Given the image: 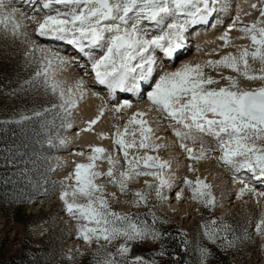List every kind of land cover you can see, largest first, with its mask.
<instances>
[{
    "label": "snow or ice",
    "instance_id": "1",
    "mask_svg": "<svg viewBox=\"0 0 264 264\" xmlns=\"http://www.w3.org/2000/svg\"><path fill=\"white\" fill-rule=\"evenodd\" d=\"M35 0H29L34 3ZM60 5L61 8H53ZM253 8L257 5L253 4ZM5 0H0V26L5 32H10L15 38L21 33L20 22L14 19L16 9L6 11ZM46 10L42 20L35 15L27 19L37 24L35 33L38 37L66 42L87 57L95 76V81L104 85L110 95L117 91L139 94L141 82L152 77L156 65V53L159 51L171 60L184 47L185 32L191 25L208 22L209 16L216 9L209 4V0H41L40 7ZM259 17L251 23H240L239 31L242 39L250 41L247 45L239 46V54L228 53L219 60H207L203 63H185L174 71H163L155 80L154 86L147 92L150 110L164 115L169 120L174 136L179 141L188 159L200 161L207 158L209 151H219L217 160L234 173L247 171L254 179H264V84L251 89L240 86V77L248 81L264 82V4L259 7ZM21 15H24L21 13ZM231 29H229L230 31ZM155 32L156 34H152ZM227 47L230 42L228 33L221 37ZM32 52L41 53V70L36 76L44 77L45 86L53 94L59 93L62 101L60 107L65 111L76 106L74 99L79 94L83 99L86 89L85 81H76L74 89H64L55 79L54 66L69 63L59 53L36 46L35 41H29ZM94 51L102 52L97 58ZM213 51H216L215 49ZM258 63L259 68L253 69L252 64ZM217 71L229 69L236 76L226 75L222 78L227 82L225 86L218 85L219 80L207 75L205 69ZM132 107L130 100L118 102L115 112ZM40 113H37L39 115ZM101 107L95 119L87 121V127L81 131H90L101 116ZM147 113L138 111L132 114L123 131L116 126L113 133L114 145L119 146L123 153L126 168L114 175L115 165L119 159L108 154L109 164L107 172L96 171L95 161L104 158L106 149L90 146L89 163L76 164L66 180L74 183L61 182L60 200L64 210L77 221V237L91 245L95 240L112 243L123 239L115 253L106 252L102 261L97 264H125V255L131 251L130 242H143L151 239L158 240L161 233L146 221L131 214L119 213L112 210L108 198L103 194L104 186L95 181L101 176L110 178L109 183L115 185L121 193L126 192L128 181L140 176H152L157 181L155 185L145 180V185L155 188L156 196L165 200V187H171V180L164 171L171 168L169 161L161 160L159 156L149 155V151L156 152L162 145L155 143L154 129L149 121L144 119ZM133 130L129 132V126ZM67 127H71L68 124ZM139 134V140L136 136ZM102 137L105 134H101ZM131 136L132 139H126ZM210 136L216 141V148L206 146L198 137ZM66 143L65 140L60 141ZM199 143L198 153L189 144ZM130 149H146L142 156L132 155ZM83 155V152L78 153ZM189 171H194L192 165ZM154 169V170H153ZM234 182L244 184L239 195L250 191L243 178L233 177ZM184 184L191 191V198L203 204L204 207H214L215 197L212 195V185L201 180L195 181L185 177ZM115 198V193H110ZM149 193L136 191L133 206L147 203ZM264 195V193H261ZM183 197V190L176 193L177 200ZM83 200V202H80ZM153 215V224L155 216ZM211 229L206 224L205 236L213 243L221 241L224 250L234 247L236 239L228 238L230 226L218 225L217 221L210 222ZM255 231L264 239V218L258 221ZM223 233V234H222ZM264 251V244L261 245ZM161 255L163 253H160ZM211 255L208 249H201V264H207ZM119 257L117 260L116 257ZM127 264H155L143 257L137 256Z\"/></svg>",
    "mask_w": 264,
    "mask_h": 264
},
{
    "label": "rangeland",
    "instance_id": "2",
    "mask_svg": "<svg viewBox=\"0 0 264 264\" xmlns=\"http://www.w3.org/2000/svg\"><path fill=\"white\" fill-rule=\"evenodd\" d=\"M6 5V11L15 7L10 2ZM14 19L26 26L19 30L25 34L14 38L0 26V264H97L102 261L106 252L115 253L125 241L118 239L109 244L103 240H94L91 245L86 244L77 237L78 223L66 213L59 198L61 182L74 183L66 180V177L79 164L72 152L73 149L80 148L73 146L78 143L81 134L79 124H86L88 114L82 108L83 102L78 93L73 97L77 103L69 110L70 114L60 107L62 101L59 93L53 94L45 86L44 77L36 76V72L41 70V53L32 52L29 41H35L36 46L46 49L56 48L41 40L35 33L37 24L21 15L18 10ZM187 42L185 40L184 44ZM223 45L224 40L219 42L212 60H219L230 52L238 55L239 46H251L248 39L240 38L236 42L230 40L227 47ZM250 63L254 70L260 67L251 60ZM174 64L181 67L180 57ZM53 70L55 79L62 88H73V76L67 81L59 77L60 74L61 77L65 75V72L59 73L55 66ZM205 72L220 81L218 85L210 86L217 88L227 83L222 76L237 75L224 68L219 69L220 75L209 68ZM239 80L240 86L247 89L264 84L258 80L248 81L243 77ZM132 114L121 111V117L116 121L121 124H114L111 132H104L105 136H101L111 140L107 149L113 158L119 159L122 166L120 172L123 171L125 162L119 146L113 143V133L116 125L123 131ZM144 119L148 120L146 117ZM155 120L161 122L158 118ZM68 124L71 127H67ZM132 130L133 126L130 125L129 132ZM154 138H158L155 139L158 144L161 140L160 133L154 132ZM126 139L131 140L132 137L127 136ZM136 139L139 140L138 133ZM61 140L66 143L61 144ZM145 151L148 150L130 149L129 158L132 155L142 156ZM157 152L149 151L148 154L157 156ZM211 158L207 156L200 161L203 172H193L191 179L195 181L198 176L212 185L211 191L216 204L210 208L192 200L191 191L183 184L184 180L180 179L175 181L177 183L171 189L174 195L180 190L185 192L179 201L180 208L170 206L167 187L163 189L167 199L161 200L156 196L154 187L149 189L145 185V180L153 185L157 183L152 176V179L149 176H140L128 181V188L124 193L109 183L110 178L107 176H101L95 182L104 186L103 194L108 198L113 211L139 217L158 232V223L175 225L183 233L189 248V264H201V249H208L211 253L207 264H264V251L261 250L264 239L255 231L258 221L264 218V196L258 195L252 188L239 195L240 188L229 182L222 175L223 172L218 171L224 168L223 163L217 165ZM95 170L107 172L105 167ZM114 175L119 178V172ZM169 176L172 179L173 175ZM181 177L183 175L179 178ZM136 191L149 193L147 203L133 206ZM110 193H115V198L108 195ZM152 214L155 216L154 224ZM213 220L218 225L230 226L228 238H239L236 239L234 247L224 250L220 240L213 243L205 236L204 225L207 224L211 229L210 222ZM130 247L131 251L125 255V264L137 256L161 264L166 257L162 235L156 241L148 239L143 242H130ZM116 258L119 260L118 256Z\"/></svg>",
    "mask_w": 264,
    "mask_h": 264
},
{
    "label": "bare ground",
    "instance_id": "3",
    "mask_svg": "<svg viewBox=\"0 0 264 264\" xmlns=\"http://www.w3.org/2000/svg\"><path fill=\"white\" fill-rule=\"evenodd\" d=\"M5 2L13 3V5L15 6L14 8L18 10L20 14L23 13L26 18L28 16L35 15L37 17V20H42L43 15L45 14L46 11L43 9H41L40 11H36V9L40 7L41 0H35L34 3H29V0H5ZM263 2L264 0H209L210 6L214 7L216 11L209 16L208 22L199 23L188 27L187 31L184 34L188 42L184 44V47H182L178 51V53L174 57L175 59L173 58L172 60H169L166 57H164L162 53L157 51L156 65L153 75L152 77H150L148 81L141 82L142 91H140L139 94L134 93V95H137V98L128 97L126 95L127 92H119V91H117L114 95H110L109 90L107 89L106 86L100 85L98 82L95 81V76L91 69V64L88 61L87 57L83 56L82 54H77V53L73 54L67 52L68 50L73 51L74 46L61 41L62 43L59 42V44L64 49H57V48L52 49L51 47L50 49L52 51L59 53L60 56L64 57L69 61V63L66 65L55 66L59 73H64V72L66 73L62 77H61L62 74H60L59 77L64 78L67 81H70L71 79L70 77L73 76L72 77L73 89L77 80L82 78L85 81L84 87L86 89V92L82 99L83 103L81 105L82 108L85 110V112L88 114L87 121L95 119L97 115H99L100 108L101 107L104 108L103 116H101L99 121L92 126V130L80 132L81 134L79 136V141L77 144H74L73 146L75 148H80L79 150L73 149L72 154L75 157V160L79 163H85V164L89 163L88 157L89 155H91V151H89L90 146L101 147L106 149L107 151L104 154V158L95 161L96 168L98 169L100 167H105L108 170L109 164L107 162L106 157L110 153L107 149V146H108V142L111 140L103 139L101 137V134L104 132H111L114 129L115 126L114 124L117 123L118 125L121 124L119 122H116L118 121L119 117H121L120 115L121 112L120 113L115 112V107L117 106L118 102H122L125 99L130 100L132 103V107L129 109H124L123 112L135 113L138 111H143L147 113L145 117L148 118L149 123L151 127L154 129L155 134L160 133L162 141L160 140L158 144L162 145V147L158 150L157 156H159L161 160L169 161L171 164V168L166 169L164 171L165 176L168 177L169 175H173L174 177V178L172 177L171 179L170 178L171 176H169V179L171 180V183L173 182V184L171 185L170 188L167 187V192L169 195L168 197L170 198V206L173 208H178V207L180 208L181 207V205L179 204L180 199L177 200L176 195H174L173 191L171 192V189L174 187L173 185L177 183L175 181H177L178 179L184 180L185 177H187V179L191 180L193 178L192 177L193 172H196L197 174L203 172V170H201L202 168V165L200 163L201 160L197 162L188 159L187 153L179 147V141L174 136L172 129L168 127L170 121L165 119L164 115L157 113L155 110H150L151 106H150V102L147 100V92L151 89L152 86H154L155 80L158 79V76L162 74L163 71H174L176 68H179L174 64L175 60L179 59V57H180V65H183L185 63L188 64L203 63L207 60L213 59L214 56L213 50L214 49L216 50L219 42L222 41L221 37L224 36L225 33H228L230 40H232L233 42H236L238 38L242 39L241 37L243 36V33H241L238 30L240 27L239 22L248 24L256 20L259 17L258 8ZM253 4L257 5V8H253L252 7ZM53 8H61V10H64L63 7L60 5H54ZM229 29L231 30L229 31ZM152 34H156V33L153 32ZM55 43L58 42L54 41V45ZM94 55H96L98 58L99 55H102V52L94 51ZM82 69L84 70L82 71ZM150 116H154V118L151 119ZM156 118H158L159 121L161 120V122L155 120ZM114 121L116 123H114ZM79 125L81 130L87 127V122L86 124L81 123ZM75 134H77V132ZM199 139H202L204 144L210 147L211 149L216 148V141L212 137L202 136V137H198V140ZM189 146L194 148L195 153L199 152L200 149L199 143L195 145L189 144ZM163 151L165 153H163ZM81 152H83V155L78 154ZM219 155L220 152L215 150L209 151L207 153V156L212 157L213 160L216 162L215 164L217 165H219L218 163H220L217 160V157ZM190 164L192 165L194 171H189L188 166ZM121 167L122 166H120V164L115 165L114 173L115 174L116 172L120 173ZM223 167L224 168H220L218 171H220L221 173L223 172L224 174L222 175L227 179H229V182H232V184H234L236 187L241 189L244 187V184H241L239 182H234L233 180L234 176L237 177V180H239V178H243L248 184L249 188H252V190L258 195L264 193V179H254L251 173L247 171L234 173L224 164ZM125 168L126 165L123 168V170ZM186 171H189V173L188 172L186 173ZM178 172H180V174ZM182 175L183 177L179 178ZM179 182L180 181H178V183ZM185 209L186 206H184V210Z\"/></svg>",
    "mask_w": 264,
    "mask_h": 264
},
{
    "label": "trees",
    "instance_id": "4",
    "mask_svg": "<svg viewBox=\"0 0 264 264\" xmlns=\"http://www.w3.org/2000/svg\"><path fill=\"white\" fill-rule=\"evenodd\" d=\"M158 230L162 234L166 257L161 264H189V248L183 233L175 225L158 223Z\"/></svg>",
    "mask_w": 264,
    "mask_h": 264
}]
</instances>
